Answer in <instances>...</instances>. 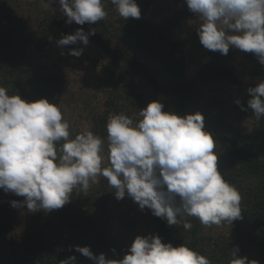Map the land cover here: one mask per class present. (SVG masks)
<instances>
[{
  "label": "clouds",
  "instance_id": "clouds-1",
  "mask_svg": "<svg viewBox=\"0 0 264 264\" xmlns=\"http://www.w3.org/2000/svg\"><path fill=\"white\" fill-rule=\"evenodd\" d=\"M66 23L96 24L106 19L103 0H58ZM123 20L140 19L137 0H110ZM198 21L201 45L227 55L230 49L252 53L264 66V0H185ZM55 10L53 9V12ZM96 34L79 28L56 41L59 48L83 42ZM83 55L82 48L67 53ZM247 107L242 111L264 116V80L247 89ZM159 100L139 109L137 120L124 113L109 115L106 122L107 149L103 138L85 129L74 137L70 124L58 106L47 98L29 101L9 94L0 86V190L24 197L12 200L13 208L45 214L71 202L74 190L87 192L100 177L117 200L136 203L141 211L151 210L169 227L183 221V228L195 217L205 227L233 224L243 219L242 196L218 168L214 134L205 129L200 112L180 115L164 111ZM105 151L107 166H104ZM94 264H212L187 244L164 243L159 234L138 235L122 259L95 255L90 246H70ZM115 252V249H112ZM231 248L229 264H259L238 256ZM75 255L60 264H76Z\"/></svg>",
  "mask_w": 264,
  "mask_h": 264
},
{
  "label": "trees",
  "instance_id": "trees-1",
  "mask_svg": "<svg viewBox=\"0 0 264 264\" xmlns=\"http://www.w3.org/2000/svg\"><path fill=\"white\" fill-rule=\"evenodd\" d=\"M110 3V0H107ZM105 5V0H103ZM142 12L140 19L119 17L109 24L106 19L96 24H67V18L49 17L45 27L30 32L27 22L16 17L8 8L0 13V86L9 94H20L29 101L47 98L49 101L68 93V81L63 75L30 73L25 68L29 49L41 43H49L55 29L65 35L83 28L86 32L95 28L89 39L110 58L105 68L108 93L104 111L92 119V131L106 139V122L109 115L124 113L137 117L139 109L151 101L159 100L164 111L185 113L200 112L204 116L205 129L214 134L220 144L218 168L225 178L241 193L243 219L234 221L230 235L213 240L204 235L203 225L195 217L186 219L193 225L190 230L181 223L169 227L166 222L145 209L143 215L155 225L164 243L173 246L187 244L205 254L212 264H229L231 248L239 247L238 256H247L264 264V116L257 119L253 110H237L254 120L253 135L240 133L225 116H216L201 102V95L212 83L229 81L238 85L246 76L257 78L255 87L264 80V66L256 56L247 53L241 60L242 72L218 55L210 58L200 71L189 78L186 72V56L182 41H176L173 30L187 14L177 1L176 15L161 24H153L146 17L158 7V0H137ZM181 6V7H180ZM110 8L115 9L111 3ZM109 13L108 7L105 5ZM39 34H42L41 36ZM138 56L153 65L151 71L139 61ZM240 101L247 107L251 98L247 90L240 88ZM72 137L79 133L70 126ZM108 182L102 181L99 192L92 189L74 190L71 202L62 209L47 213V224L33 235H12L9 255H0V264H60L61 260L75 255L76 264H94L82 254L69 251L70 246H90L95 255L105 253L108 259H122L128 249L112 233L109 222L110 195ZM22 197L0 190V234L10 233L12 215L16 208L12 200ZM24 199V197H23ZM115 249V252L112 251Z\"/></svg>",
  "mask_w": 264,
  "mask_h": 264
},
{
  "label": "rangeland",
  "instance_id": "rangeland-1",
  "mask_svg": "<svg viewBox=\"0 0 264 264\" xmlns=\"http://www.w3.org/2000/svg\"><path fill=\"white\" fill-rule=\"evenodd\" d=\"M177 1L181 8L187 14V17L181 19L178 26L173 30V37L176 41H182L186 56V72L189 78H193L209 62L210 58L218 55L221 59L227 61L236 69L238 74L242 72L241 60L247 54L239 50L230 49L229 53L221 55L219 52L206 50L200 43L197 34L198 21L195 15L188 10L185 0H158V7L152 11L146 19L153 24H161L168 19L173 18L177 10ZM108 7V23L114 24L119 19L115 9L109 7L110 3L105 0ZM8 8L19 19L27 22L30 32H37L45 27V22L49 17L66 18L60 11L58 0H0V10ZM53 9L55 10L53 12ZM1 13V11H0ZM71 31L70 34H74ZM40 36L42 34H39ZM65 33L60 28L55 29L49 43H41L31 46L25 68L30 73L63 75L68 81V93L59 98L51 100L58 103L64 118L70 126L79 132L85 129L92 131V119L94 116L104 111V103L108 93V78L105 68L110 67L111 58L99 47L90 41L87 45L83 42L59 48L56 41ZM71 48H82L83 55L74 57L67 53ZM139 61L145 68L153 71V65L138 56ZM1 71V61H0ZM258 81L257 78L246 76L240 80L238 85L229 81H219L212 83L208 89L201 95V102L204 103L216 116L224 115L226 120L231 123L240 133L244 135H253L256 132V124L253 119L246 117L237 110L235 100L241 99L240 88L247 90L252 84ZM136 122L137 117L129 116ZM105 149H107V139ZM216 142V154L220 146ZM105 151L104 166H107ZM107 181L100 177L97 183H92L89 190L99 192L101 182ZM110 195L109 224L112 233L128 249L135 237L138 235L157 234L154 224L149 222L138 205L131 199L125 198L117 200L112 188L107 186ZM88 190V191H89ZM105 188L103 189V191ZM23 200V197L22 199ZM47 215L43 211L30 213L26 208H16L12 215V229L10 233L0 234V255H9L11 249L10 237L12 235H33L37 234L47 224ZM235 227L233 224L222 223L211 227L203 226L205 236L213 240L224 238L230 235Z\"/></svg>",
  "mask_w": 264,
  "mask_h": 264
}]
</instances>
